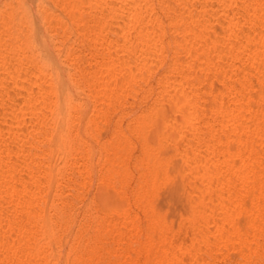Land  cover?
<instances>
[{"label":"rangeland","instance_id":"rangeland-1","mask_svg":"<svg viewBox=\"0 0 264 264\" xmlns=\"http://www.w3.org/2000/svg\"><path fill=\"white\" fill-rule=\"evenodd\" d=\"M258 12L0 0V264H264Z\"/></svg>","mask_w":264,"mask_h":264},{"label":"bare ground","instance_id":"bare-ground-1","mask_svg":"<svg viewBox=\"0 0 264 264\" xmlns=\"http://www.w3.org/2000/svg\"><path fill=\"white\" fill-rule=\"evenodd\" d=\"M123 1V0H122ZM126 1V0H125ZM20 3H21V5L22 6H24V3L23 2H21L20 1ZM260 13L262 12V9L260 8V11H259ZM258 12V13H259ZM256 14V16H255V18H256V20H261V18H260V16L259 15H261V14ZM262 17H263V15H261ZM121 19H118L117 18V20L114 22L117 26H120V27H123L124 28V26L127 24V23H130L131 21H132V19L131 18H129V22L127 21H125V19L121 16L120 17ZM122 18L124 19V21L126 22V24L123 22V20H122ZM260 18V19H259ZM264 19V18H263ZM263 19L261 20V21H263ZM235 22V21H234ZM233 22V23H234ZM252 22V21H251ZM232 23V22H231ZM237 23V22H236ZM235 23V24H236ZM257 23V22H256ZM263 23V22H262ZM237 24H239V23H237ZM264 24V23H263ZM234 25V24H233ZM251 25V24H250ZM127 26V25H126ZM125 26V27H126ZM236 26V25H235ZM232 28V27H231ZM125 29V28H124ZM126 29H127V27H126ZM236 31V30H235ZM234 33V32H233ZM238 33H239V31H238ZM242 33V32H241ZM229 34H231V33H229ZM257 34V33H256ZM256 34H255V36L254 37H249V36H246L245 38H246V40H253V39H255L256 38ZM259 39V38H258ZM257 40V39H256ZM136 45V44H135ZM134 45V46H135ZM138 45V44H137ZM140 45V44H139ZM138 47V46H137ZM134 49V48H133ZM132 49V50H133ZM135 51H136V46H135ZM132 53V51H130V54ZM170 167L175 171V173H178V167H177V165L175 164V163H172L171 165H170ZM171 184H172V187H173V190H171V194L172 195H174V196H176L177 198H179V197H181V198H185V196H186V192H185V187H184V184H183V181H182V179L181 178H178V179H176V180H173L172 182H171ZM182 210H184L185 211V207L184 208H182Z\"/></svg>","mask_w":264,"mask_h":264}]
</instances>
